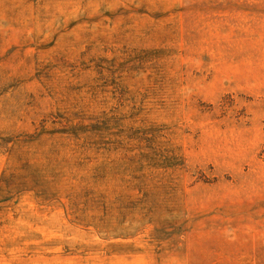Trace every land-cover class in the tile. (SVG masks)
<instances>
[{"label":"rangeland","instance_id":"374dc122","mask_svg":"<svg viewBox=\"0 0 264 264\" xmlns=\"http://www.w3.org/2000/svg\"><path fill=\"white\" fill-rule=\"evenodd\" d=\"M0 264H264V0H0Z\"/></svg>","mask_w":264,"mask_h":264}]
</instances>
